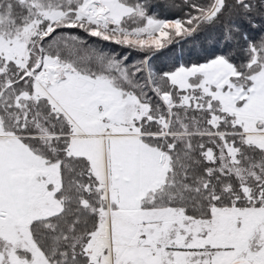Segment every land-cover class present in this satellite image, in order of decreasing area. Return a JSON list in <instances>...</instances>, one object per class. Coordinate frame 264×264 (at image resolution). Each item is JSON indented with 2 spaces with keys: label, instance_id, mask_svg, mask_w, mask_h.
<instances>
[{
  "label": "snow or ice",
  "instance_id": "obj_1",
  "mask_svg": "<svg viewBox=\"0 0 264 264\" xmlns=\"http://www.w3.org/2000/svg\"><path fill=\"white\" fill-rule=\"evenodd\" d=\"M0 264H264V0H0Z\"/></svg>",
  "mask_w": 264,
  "mask_h": 264
}]
</instances>
